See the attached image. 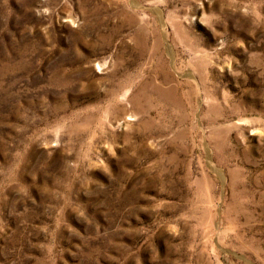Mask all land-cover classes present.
<instances>
[{
  "label": "rangeland",
  "instance_id": "obj_1",
  "mask_svg": "<svg viewBox=\"0 0 264 264\" xmlns=\"http://www.w3.org/2000/svg\"><path fill=\"white\" fill-rule=\"evenodd\" d=\"M0 264H264V0H0Z\"/></svg>",
  "mask_w": 264,
  "mask_h": 264
}]
</instances>
